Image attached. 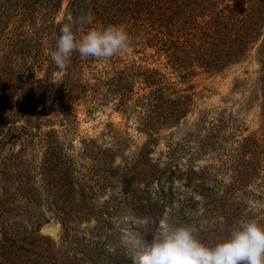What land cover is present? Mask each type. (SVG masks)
<instances>
[{
	"label": "trees",
	"instance_id": "obj_1",
	"mask_svg": "<svg viewBox=\"0 0 264 264\" xmlns=\"http://www.w3.org/2000/svg\"><path fill=\"white\" fill-rule=\"evenodd\" d=\"M89 11L94 21L77 31V38L89 28L122 25L134 41L133 52L151 50L148 56H156L152 62L157 66L122 55L95 59L73 52L70 67L59 69L50 53L60 27ZM248 59L258 65L256 81L264 97V0H0V264H99L102 258L89 247L85 256L69 255L61 243L71 242V222L90 214L88 203L96 191L117 179L125 183L123 190L131 184L139 190L142 184L146 192L156 181L159 206L151 223H158L175 196L164 188L161 176L184 180L190 190L180 193L177 213L188 215L191 194L207 199L211 224L224 233L210 237L212 244L215 236L216 243L227 238L242 220L264 225V137L252 132L226 148L222 130L228 125L221 118L206 122L205 116L200 123L189 121L197 94L192 85L179 87L196 75L221 74ZM49 87L54 94L46 118L39 107ZM82 100L112 102L123 115L136 116L139 129L151 137L175 128L177 138L170 132L166 139L164 167L148 161L144 146L126 163L119 150L123 138L116 129L108 134L116 149L87 139L77 156L67 151L56 129L42 132L44 121L52 126L59 120L71 135ZM116 155L121 164L111 160ZM205 156L216 162L196 171ZM182 161L187 162L184 171ZM220 170L230 174L227 184L217 177ZM202 175L205 178H198ZM206 182L211 187L204 188ZM250 195L255 197L252 204ZM105 210L101 215L111 219L112 212ZM45 213L47 221L60 223L62 236L60 244H45L42 257L41 243L29 238L39 231ZM148 245L144 242L141 250Z\"/></svg>",
	"mask_w": 264,
	"mask_h": 264
},
{
	"label": "rangeland",
	"instance_id": "obj_2",
	"mask_svg": "<svg viewBox=\"0 0 264 264\" xmlns=\"http://www.w3.org/2000/svg\"><path fill=\"white\" fill-rule=\"evenodd\" d=\"M241 1L227 0L229 3ZM65 6L66 2L63 3L62 10ZM62 16L63 13L61 11L57 20H60ZM145 53L133 52L131 55H122V57L128 60L134 59L137 63L146 64L150 67L157 66V62H152L156 56H148L152 51L148 49ZM257 69L256 61L248 59L242 65L229 68L221 74H199L194 76L191 81L180 84L179 87L181 88L192 85V92L197 94L194 97L193 109L188 115V120L200 123L199 119L203 116H205L206 122L221 118L225 122V126L228 125L222 130L228 142L226 143V148L236 145L233 141L240 140L241 137H245L252 132H256L258 137H264V97L261 93V86L256 81L258 76L256 73ZM169 75L172 76V80L177 79L173 74ZM53 94L54 89L52 87L47 88L44 96L45 102L39 107V112H42L46 118L47 111L53 103ZM89 106L91 110L88 112ZM52 123V126H47V121H44L41 128L42 132H46L50 128L56 129L64 140L65 147L66 149L68 148L67 151L73 155L77 156V154L81 153L82 141L87 139L93 140L97 144H104L109 150L116 149V145L112 144V140L108 135L109 131L116 129L120 131L123 138V143L119 142V146H121L119 150H121L120 154L126 158V163H129L136 155L137 150L144 146L148 149V161H151L153 165L157 164L159 169L164 167L162 162L167 161L165 153L167 151L166 139L169 137L168 134L174 132V139L177 138V130L175 128L162 130L152 137L148 136L146 132L139 129V120L136 116L133 114L130 116L123 115L114 108L112 102L102 103L95 101L89 103L85 100L79 102L77 123H75V129L71 132V135L63 130L64 126L59 120H53ZM111 160H113L114 164H121L120 155L114 156ZM215 162L207 156L199 158L195 170L198 171L201 166ZM261 164L263 165L261 175H264V156ZM186 165L187 162L182 161L180 169L185 168ZM181 171L176 173H181ZM163 175L167 176L166 173ZM216 175L224 184L230 181V174L224 170ZM204 176H198V178H205ZM162 177L161 182L164 188H171L175 196L173 200L169 201L172 205L169 203L163 216L158 218V223H151V216L159 206L157 197L154 195V191L158 189L156 181L152 180L149 186L150 190L146 192V188L142 184L139 185V190L133 188V184L127 190H123L125 189L123 188L125 183L117 179L108 184L103 191H96L95 198L88 203L91 211L87 217L71 222L70 243H66L67 245L61 243V225L51 218L47 221V213H45L46 218L41 219L39 231L32 234L29 239L33 242L41 243L39 251L42 257L45 256V244L52 240L57 244L61 243L64 252L69 255L76 253L77 256H85L88 253L86 250L89 248L91 251L94 250L102 258L99 264L102 262L104 264H133V255L144 251L141 250L144 242L150 243L154 230L162 226L164 221L173 225L194 224L200 229L198 238L202 243L209 247L217 244V236L214 237V244L209 242L210 237L215 234L223 235L224 233L221 229L211 224V216L209 215L211 207L208 208V200L199 193L191 194L187 208L188 215L181 217L177 213L179 195L180 193L188 192L190 189L186 188L187 184L184 180L177 177L168 180ZM210 185V182H206L202 186L207 188L211 187ZM222 188L223 185L219 186V190ZM248 189L252 193L258 194L253 189V186ZM127 193L131 195L127 197ZM124 196L125 199L122 198ZM248 198L251 199L248 204H252L255 201L253 199L255 197L251 195ZM163 201L165 202V200ZM261 201L264 202V196ZM230 202H233L231 197L229 199ZM105 209L112 212L113 216L111 219H105L106 216L101 215V212H106ZM42 210V208H39L37 212H42ZM148 227L151 229L148 230ZM225 238L226 236L223 239Z\"/></svg>",
	"mask_w": 264,
	"mask_h": 264
},
{
	"label": "clouds",
	"instance_id": "obj_3",
	"mask_svg": "<svg viewBox=\"0 0 264 264\" xmlns=\"http://www.w3.org/2000/svg\"><path fill=\"white\" fill-rule=\"evenodd\" d=\"M94 21V14L64 23L56 40L51 60L59 69L70 67V57L78 52L83 58L110 59L131 55L134 41L122 25L89 28L81 38L77 31ZM79 26L77 28L76 26ZM194 224L173 225L167 221L154 230L149 245L132 257L133 264H264V225L242 220L223 241L209 247L199 238Z\"/></svg>",
	"mask_w": 264,
	"mask_h": 264
}]
</instances>
